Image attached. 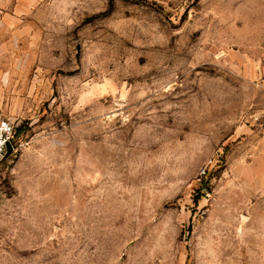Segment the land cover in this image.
Here are the masks:
<instances>
[{"label":"rangeland","instance_id":"obj_1","mask_svg":"<svg viewBox=\"0 0 264 264\" xmlns=\"http://www.w3.org/2000/svg\"><path fill=\"white\" fill-rule=\"evenodd\" d=\"M0 264H264V0H0Z\"/></svg>","mask_w":264,"mask_h":264},{"label":"crops","instance_id":"obj_2","mask_svg":"<svg viewBox=\"0 0 264 264\" xmlns=\"http://www.w3.org/2000/svg\"><path fill=\"white\" fill-rule=\"evenodd\" d=\"M228 156L229 172L256 189L264 190V124L247 129Z\"/></svg>","mask_w":264,"mask_h":264},{"label":"built area","instance_id":"obj_3","mask_svg":"<svg viewBox=\"0 0 264 264\" xmlns=\"http://www.w3.org/2000/svg\"><path fill=\"white\" fill-rule=\"evenodd\" d=\"M15 134L13 123L0 113V161L5 157L8 145L12 144Z\"/></svg>","mask_w":264,"mask_h":264},{"label":"water","instance_id":"obj_4","mask_svg":"<svg viewBox=\"0 0 264 264\" xmlns=\"http://www.w3.org/2000/svg\"><path fill=\"white\" fill-rule=\"evenodd\" d=\"M7 150H8V151H11V145H8Z\"/></svg>","mask_w":264,"mask_h":264}]
</instances>
